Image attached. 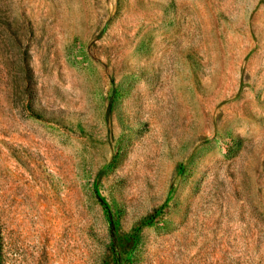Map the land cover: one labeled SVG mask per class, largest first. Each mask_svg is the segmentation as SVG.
<instances>
[{
	"label": "rangeland",
	"instance_id": "374dc122",
	"mask_svg": "<svg viewBox=\"0 0 264 264\" xmlns=\"http://www.w3.org/2000/svg\"><path fill=\"white\" fill-rule=\"evenodd\" d=\"M0 264H264V0H0Z\"/></svg>",
	"mask_w": 264,
	"mask_h": 264
}]
</instances>
